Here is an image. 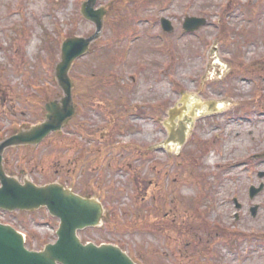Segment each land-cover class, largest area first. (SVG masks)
<instances>
[{
    "label": "rangeland",
    "instance_id": "374dc122",
    "mask_svg": "<svg viewBox=\"0 0 264 264\" xmlns=\"http://www.w3.org/2000/svg\"><path fill=\"white\" fill-rule=\"evenodd\" d=\"M84 1L0 0L1 142L63 97V40L96 33ZM101 8V35L71 69L75 118L34 151L8 150L6 171L84 195L111 190L110 221L80 237L140 264H264V190L249 197L264 183V158H254L264 155V0H97ZM187 18L206 26L186 33ZM185 95L188 109L205 113L188 125L187 144L171 149L165 123ZM170 212L180 225L164 219ZM0 216L30 250L56 241L59 221L45 209Z\"/></svg>",
    "mask_w": 264,
    "mask_h": 264
},
{
    "label": "water",
    "instance_id": "95a60500",
    "mask_svg": "<svg viewBox=\"0 0 264 264\" xmlns=\"http://www.w3.org/2000/svg\"><path fill=\"white\" fill-rule=\"evenodd\" d=\"M97 0H88L82 8L83 16L96 25V33L89 39L70 38L62 48V61L56 68V79L61 86L64 97L60 101L46 105L47 115L41 125L25 130L16 136L0 143V209L14 212L17 210L35 212L45 208L49 213L60 220L57 232L58 240L55 244H48L41 252H30L25 247V238L22 234L8 225L0 223V264H137L126 252L114 245H100L93 243L83 244L78 236L79 231L88 228H102L107 220V212L98 197L76 195L72 189L61 184L37 186L25 180L21 184L15 177L9 176L3 166V156L7 149L20 146H38L49 135L61 132L62 128L72 120L76 114L72 91L74 84L69 76L74 63L83 57L93 41L99 39L103 30L105 10L95 9ZM206 25V21L197 18H187L184 29L195 32ZM166 31H171L169 21L163 20ZM186 96L182 108L170 111L169 138L166 144L176 143L183 146L187 139V123H191L196 116V104L185 120L179 122V130L174 131L172 125L176 117L182 119L186 108ZM210 109L212 105L208 104ZM264 178V173H260ZM264 189L252 187L250 197L254 199ZM237 202V201H236ZM238 203V202H237ZM240 207V206H239ZM258 206L252 208L253 217L257 216Z\"/></svg>",
    "mask_w": 264,
    "mask_h": 264
},
{
    "label": "flooded vegetation",
    "instance_id": "af4514ba",
    "mask_svg": "<svg viewBox=\"0 0 264 264\" xmlns=\"http://www.w3.org/2000/svg\"><path fill=\"white\" fill-rule=\"evenodd\" d=\"M33 151H34V149H33ZM22 172H24V171H22ZM23 176L25 177V174H23ZM23 176H22V178H24ZM157 208H158V207H157ZM159 212H160V211H157V212H156V214H158V216H159V214H160ZM161 212H162V211H161ZM175 216H176V215H175L173 212H170L169 214L167 213V214H164V215H163L164 219H166V218H167V219H168V218H172V224H171V225H173V226H175L174 224H179V225H180V223L177 222ZM237 218H239L238 215H237ZM179 225H178V226H179ZM156 226H157V227L160 226V223H159V222H156ZM175 227H176V226H175ZM157 229H158V228H157Z\"/></svg>",
    "mask_w": 264,
    "mask_h": 264
},
{
    "label": "bare ground",
    "instance_id": "6f19581e",
    "mask_svg": "<svg viewBox=\"0 0 264 264\" xmlns=\"http://www.w3.org/2000/svg\"><path fill=\"white\" fill-rule=\"evenodd\" d=\"M221 109H223V107L220 106V104H219V106L217 105V110H218V111H221ZM204 113H205L204 111L198 113V114L196 115L195 118H198V117L204 116ZM172 126H174V127H173L174 130H176V129L178 128V124L175 123V122H174V125H172ZM169 147H170L171 149H177V150H178L177 145H175L174 143L169 144Z\"/></svg>",
    "mask_w": 264,
    "mask_h": 264
},
{
    "label": "trees",
    "instance_id": "16d2710c",
    "mask_svg": "<svg viewBox=\"0 0 264 264\" xmlns=\"http://www.w3.org/2000/svg\"><path fill=\"white\" fill-rule=\"evenodd\" d=\"M110 194H112V193H111V190H108V191H107V194L105 195L106 200H110V199H112L111 196H110ZM108 198H109V199H108ZM111 201H112V200H111ZM150 229H151V228H150ZM142 263H143V264H149V263H146V262H143V261H142Z\"/></svg>",
    "mask_w": 264,
    "mask_h": 264
}]
</instances>
